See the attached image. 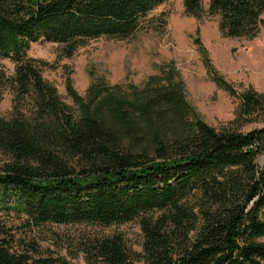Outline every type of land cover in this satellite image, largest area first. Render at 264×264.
<instances>
[{
	"label": "trees",
	"instance_id": "16d2710c",
	"mask_svg": "<svg viewBox=\"0 0 264 264\" xmlns=\"http://www.w3.org/2000/svg\"><path fill=\"white\" fill-rule=\"evenodd\" d=\"M168 0H0V264H72L44 254V225L109 227L137 220L142 250L120 233L83 234L89 264H264V93L240 94L235 126L206 122L175 75L145 86L94 82L85 96L67 83L68 104L29 56L35 42H55L70 58L99 38L127 40L163 32ZM198 20L217 17L228 38L264 32V0H184ZM198 50L220 86L236 91ZM15 63L9 73L3 60ZM263 157L262 162L260 158ZM1 212L9 215L5 219Z\"/></svg>",
	"mask_w": 264,
	"mask_h": 264
},
{
	"label": "rangeland",
	"instance_id": "374dc122",
	"mask_svg": "<svg viewBox=\"0 0 264 264\" xmlns=\"http://www.w3.org/2000/svg\"><path fill=\"white\" fill-rule=\"evenodd\" d=\"M202 1L207 9L210 0ZM160 14L167 17L163 32L143 31L127 40L102 37L90 41L70 58L59 56L60 48L55 42H35L28 54L50 63L43 70L44 77L56 85L63 99L73 108L76 104L67 89L69 80L73 88L85 96L94 82L120 86L122 91L128 92L131 84L145 86L152 76L166 82L171 75H175L185 84L188 102L206 122L218 128L240 124L234 122L240 106L238 93L251 87L264 93V32L253 39L224 37L220 33L217 17L205 15L198 20L187 15L184 0H168L151 16ZM198 29L210 64L233 85L236 95L212 79L195 43ZM3 62L9 73H13L15 63L10 59ZM12 98V92L8 91L0 102V115L9 114ZM263 124L261 118H256L243 121L240 127L248 131ZM262 160L263 157L260 158ZM1 214L5 219L10 217L3 212ZM90 232L120 233L130 248L142 250L143 233L137 220L109 227L50 223L44 225L37 239L42 253L46 255L66 257L72 264H89L79 249V239Z\"/></svg>",
	"mask_w": 264,
	"mask_h": 264
}]
</instances>
